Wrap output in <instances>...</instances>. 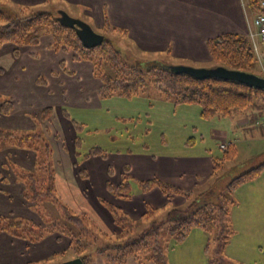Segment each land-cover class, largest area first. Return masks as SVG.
Masks as SVG:
<instances>
[{
  "label": "rangeland",
  "instance_id": "1",
  "mask_svg": "<svg viewBox=\"0 0 264 264\" xmlns=\"http://www.w3.org/2000/svg\"><path fill=\"white\" fill-rule=\"evenodd\" d=\"M262 2L260 3L261 8H263ZM101 3L103 5H100ZM242 3L246 15L253 22L254 17L259 13L250 8L248 0H242ZM114 7V0H50V2L46 0L44 3H34V5L30 6L16 4L12 0H0L1 11L9 17L22 16L23 10L26 13L44 11L57 17L60 16L62 11L67 12L71 18L86 22L97 34H101L105 39L110 40L114 47L121 51L123 57L130 65L139 66L145 73L147 68L159 66L167 69L172 66H185L203 70L214 69V63L209 56L208 50L203 51L197 47L193 48V52L191 50L190 52L187 51L185 56L178 55L173 45L168 53L140 49L135 40L130 37L128 27L124 26L127 23L124 20L117 21L115 16L111 14ZM101 12H103V15ZM172 14L176 16L175 13ZM106 18L110 26L114 27L115 30L106 31L104 27ZM3 24H6V22L0 21V25ZM117 30H122L126 33ZM250 31L255 32L256 30L249 27L247 33L249 34ZM66 51L75 54L71 50ZM11 64L13 63L10 57L4 59L0 57V67L10 68L12 67ZM63 64V69L65 70H74L76 68V63H71L69 59ZM166 64L170 66L166 67ZM256 67V75L264 78V68L261 67L258 58ZM39 69L41 70H38V73L43 74L42 80L46 77L47 81L49 78L47 72L43 71L44 68ZM1 74L2 72L0 71V102L8 100L13 101L14 104L16 100L14 94L5 88V85H8L5 84L8 74ZM145 76L148 85L139 96L134 98L114 96V98L100 100L90 93L86 96L89 102H85L84 99L73 96L72 91L68 90L67 95H65V102L36 100L32 110V119L36 124V129L33 128V125L19 130L17 128H9V130L11 129L10 133L14 132L18 136L35 133L46 136L42 119L45 120V109L50 107L53 109V113L50 116L48 128L53 136L60 134L61 144H65V151L71 156L74 151L71 146L74 144H72L70 139L75 134L70 128L71 121L63 115L64 112L68 113L73 121L85 125V128L79 134L81 145L77 147V153L84 157L93 148H100L104 154H108V157H98L87 164L93 167H90V169L93 171V175L95 174V184L93 186L91 181H89V186L91 191H96L101 207L84 209V212L89 216V223L98 230L99 239L105 240L104 234H109L113 230L111 223V217L113 218V216L103 204V201H108L117 209H120V212L127 214L130 219L133 218L136 222V230L140 232L153 227L155 223L162 224L163 242L166 244L170 243L168 248L169 264H208L212 258L211 254L206 252L208 234L201 229L193 230V233L184 242L185 244L182 243L173 247L172 242H169L170 234L167 232L169 224L166 222V218L172 210L176 208L184 209L195 201L199 197L200 190L213 188L211 194L214 196L212 198H217L222 193H227L229 182L234 177L264 164V157L255 158V161L250 157L251 154L257 153L259 155V153L264 151V132L262 129V123H264V108L262 109V107H264V104L257 103L248 110L235 113L234 117H230V119L214 116L213 119L204 120L200 116V106L196 104L174 105L172 101L164 99L163 94L155 89L149 74L146 73ZM95 80L100 82L97 78ZM85 83L90 87L93 85L92 80L89 83ZM60 103L62 107L59 106ZM89 108H92V110ZM246 116L249 119L254 116L252 121L259 119L257 125L253 123L251 126L252 129L256 130L249 131L247 128L239 130L237 128L239 126L238 120H242ZM0 125L4 126V124ZM235 129H238V131H235ZM231 131L236 132L233 136L234 139L237 137L235 143L231 142L230 137L228 139L225 137ZM222 132L225 133V136L220 134ZM225 140L226 143L221 144ZM1 142L3 141H0V144ZM49 143L52 145L51 148H53L51 149L53 154L50 159L53 164L52 168L72 175V170H69L65 165L61 164L58 166L55 163L57 160H59V163H63V160L60 159L63 152L57 147L60 142L56 144L51 140ZM231 143H234L238 148L236 157L232 161L225 162L221 171H217L220 172L219 176L210 177L208 182L203 183L195 190L193 197L187 199L183 206L174 201L175 197L168 200L164 198V201H166L164 204L157 197L159 194L158 189L146 194L134 181H131L132 188L130 191L133 198L130 202L123 201L119 197L117 199L112 193L104 189V184L107 180L118 184L126 166L132 168L131 175L136 180L152 179L154 177L161 178L163 177L161 163L165 158H190L193 160L199 159V161L209 157L220 159L224 156L225 151H228ZM222 145H225V148H222ZM68 161L70 163L69 159ZM111 165L114 167L113 175L109 174L107 170ZM177 168H179L180 172L187 174L186 177L193 175V172H199L202 176H205V173H202L201 169L197 170L195 166L190 167L186 164L185 167L177 165ZM43 174L39 171L38 176L44 178L45 174ZM84 181H88V179H84ZM86 184L88 182L83 183V185ZM233 195L235 203L232 208L231 218L234 234L230 236V244L225 249L227 260L234 264H264V177L255 184L252 182L244 184ZM58 197L60 198L59 195ZM60 201L66 206L72 204L66 198H60ZM19 203L20 201H15L18 209L17 213L20 214L23 213V210ZM37 206L38 213L40 212L43 218L49 221V225L62 219L59 207L52 202L42 199L38 201ZM153 208L158 209L154 216L150 215ZM144 210L148 211L149 214H146L144 218L138 219L139 214ZM11 217H7L8 220L1 223L29 222L35 223V226L45 227L42 219L31 213L22 218L17 215L14 218ZM31 233L35 232L31 231ZM116 235V233L109 234L111 237ZM62 249L66 251L62 254H56V256L55 254L49 255L50 258L48 257V259L44 260H40L38 256L35 257V252H33L32 259H37L38 261L35 260L32 263L63 264L75 257L73 251L69 250L65 244L62 245ZM45 251L47 254L50 252L49 249ZM86 254L94 256L97 261L102 260L105 264V258L97 256L94 249L87 251Z\"/></svg>",
  "mask_w": 264,
  "mask_h": 264
},
{
  "label": "trees",
  "instance_id": "2",
  "mask_svg": "<svg viewBox=\"0 0 264 264\" xmlns=\"http://www.w3.org/2000/svg\"><path fill=\"white\" fill-rule=\"evenodd\" d=\"M248 1L252 10L264 14V9L260 7V3L264 0ZM0 21L6 22L0 25V49L8 43L18 46L38 45L43 35H50L54 41L51 45L52 49L71 50L75 53L76 60L91 62L94 68L93 73L101 85L97 90V96L102 100L114 98V96L122 98L139 96L148 85L145 76L147 73L155 89L163 94L164 99L172 101L176 106L195 104L200 106V116L204 120L211 119L215 115L230 117L233 113L248 110L257 103L264 104V89L250 87L234 80L215 77L201 79L186 73L177 74L160 66L147 68L145 73L139 66L130 65L121 51L105 37L100 46L87 49L78 38L75 29L67 26L66 22H62L60 16L44 11L26 13L23 10L22 16L9 17L0 9ZM104 27L106 31L115 30L110 26L107 18ZM206 46L214 63V69L221 67L256 75L257 56L248 35L226 33L208 39ZM12 108L13 102L7 100L2 104L1 113L9 114ZM52 113L53 110L47 108L44 118L50 117ZM76 127L81 129L82 126L76 124ZM0 141L14 142L21 147L38 146L43 151V156L46 158L43 167L44 178L29 172L19 174V178L26 185V201L36 203L38 209V201L46 199L57 205L62 213L60 221L53 222L51 225L46 224L45 227L35 226V223L29 222L1 223L0 232L6 231L15 238H21L33 244L40 242L51 233L58 234L59 239L65 237L69 240V250L82 260V264L94 263V256L86 254L91 249L95 250L97 256L105 258V264H126L133 257L139 264L148 262L169 264V242L176 247L184 243L196 229L203 230L209 236L206 252L211 254L212 258L208 264H234L229 262L225 255V249L230 244L229 238L234 234L231 218L235 203L233 194L244 184L256 181L264 174V164L259 165L234 177L229 182L226 194L222 193L217 198H212L213 188H210L198 195L199 197L186 208L172 210L166 218L169 224L167 228L170 234L169 244L163 242L162 224L155 223L153 227L140 232L136 230V222L132 218L120 212L121 210L112 203L103 201L104 206L113 216V223L118 232L115 237L104 234L105 240H101L97 235L96 227L89 223L88 215L74 213L60 201L55 191L56 170L52 168L53 164L50 162L52 145L45 136L39 134L18 136L0 129ZM91 155L105 157L106 154L100 148H93ZM236 155L237 148L234 145L229 146L224 156L215 161L213 177H218L220 172L217 171H221L224 163L232 161ZM129 171L130 168L125 167L118 187L114 188L111 182L107 183V188L117 199L119 197L127 200L132 196L131 181L136 180ZM137 184L145 193L157 188L169 199L181 196L187 200L194 194L192 190H183L157 177L137 181ZM156 212L157 209H153L150 215L154 216ZM6 220L8 219L3 221L6 222Z\"/></svg>",
  "mask_w": 264,
  "mask_h": 264
},
{
  "label": "crops",
  "instance_id": "3",
  "mask_svg": "<svg viewBox=\"0 0 264 264\" xmlns=\"http://www.w3.org/2000/svg\"><path fill=\"white\" fill-rule=\"evenodd\" d=\"M12 1L16 4L19 3L20 5L24 4L26 6L34 5V3L46 2V0ZM114 4L115 7L113 8V12L111 11V14L115 16L117 21L124 20L127 23L124 26L128 27L130 37L135 40L140 49L144 51L153 50L168 53L171 50L170 47L173 45L176 53L180 56H185L187 51L190 52V50L193 52V48L196 47L203 51L208 50L206 46L207 40L219 35L226 33L248 35V28L252 22L243 9L242 0H114ZM100 5H103V3ZM172 13H175L176 16H173ZM101 14L103 15V12H101ZM40 42V44L32 46H18L14 43H8L0 49V57H2V59L10 57L13 63L10 68L0 67V71L2 72L1 75L4 73L8 74L5 81V84L8 85H5V88L9 89L10 93H13L16 98L9 114L1 113V107L5 101L0 102V124H4V126L0 125V129L7 132H10L11 129L17 128L19 130L24 127H31L32 125L33 128L36 129V124L32 119V110L36 100H49L51 102L58 100L65 102V95H67L68 90L72 91L71 93L73 96L79 99L81 98L82 100L84 99L85 102H89L86 96L90 93L100 99L97 96V90L101 85L100 82H96L95 80L96 76L93 73L94 68L91 62L76 60L74 54L71 52L52 49L51 45L54 41L50 35H43ZM258 43L260 49L264 50V43L259 41ZM67 59H69L71 63H76V68H74V70L63 69V63H65ZM168 66L170 65L166 64V67ZM39 68H44L43 71L47 72L49 76L47 81L45 79L46 77L42 80L41 77H43V74L38 73V70H41ZM30 79L32 80L30 81ZM90 80L93 81L91 87L87 86L85 83H89ZM61 105L60 103L59 106ZM263 108L264 107H262V109ZM50 109L53 110L52 108ZM89 109L92 110V108ZM235 113L230 115V117H234ZM63 115L66 119L71 121L70 128L75 134L74 137L70 139L72 144H74L71 146L74 148L71 156L65 151V144H61L59 139L60 134L53 136L50 132L48 124L51 117L45 120L42 119L46 136L42 134L39 135L45 136L48 141L52 140L53 143L57 144L60 142L57 147L63 152L60 158L63 160V163H59V160L55 163H57L58 166L61 164L65 165L69 170H72L73 174H65L64 172H60V170L56 171L55 191L60 198L70 200L72 204H69L67 207L72 212L85 215L86 212H84V209L101 207L96 191H91L89 186V181H91V184L94 186L95 174L93 175V171L90 169L92 166L87 164L93 162L98 157H108V154H106L105 157L102 155L93 156L91 155L93 149L90 153L85 154L84 157L83 155L81 156L80 153H77V147L81 145L79 134L81 130L85 128V125L73 121L68 113L64 112ZM230 117L220 116V118L229 119ZM253 118L254 116L252 119ZM252 119L246 116L242 118V120H238L239 126L237 128L239 130L247 128L249 131H252L254 129L251 128L253 123L257 125L259 122V119H255L254 121H252ZM76 124L82 126L81 129H78ZM262 125L264 132V123H262ZM9 128L11 129L9 130ZM238 129H235V131H238ZM235 131L228 132L227 136H225L224 132L220 134L227 139L230 137L232 140L231 142L235 143V139L237 138L234 139L233 137L234 134H236ZM258 131L260 132V130ZM224 143H226V140L222 141L221 144ZM234 143H231L229 146L234 145L235 148H237ZM250 157L255 161V158L264 157V151L259 153V155L257 153L251 154ZM218 160L220 159H213L212 157L203 158L202 161H199V159L193 160L190 158L177 159V157H167L161 163V173L163 177L159 179L173 186H178L183 190L187 191L193 189L192 191L195 192L198 187L208 182V179L214 176V165L215 161ZM45 161L46 158L43 156V151H41L38 146L24 145V147H21L17 146L14 142H1L0 171L2 177L0 178V223L9 216L14 218V216L17 215L22 218L29 213L40 217L44 225L49 223L46 218H43L40 212L38 213L39 210L36 207V203L26 201V185L19 178V174L25 172L34 173L36 175L39 174V171L40 173H44L45 170L43 167ZM186 164L190 167L195 166L197 170L201 169L200 171L205 173V176H202L199 172H193V175L186 177L187 174L180 172L179 168H177V165L185 167ZM131 169L132 168H130L129 171L130 175ZM107 170L109 174H114V167L112 165L109 166ZM122 175L121 180L123 177ZM132 177L136 180L134 176ZM263 177L264 174L252 183L255 184ZM84 179H88V181H84ZM121 180L118 184H114L107 180L104 184V189L109 191L107 188L108 182H111L114 188L118 187ZM141 180H136L134 182ZM84 182H88V184L83 185ZM209 189L200 190L201 192L199 191L198 195L205 193ZM151 192L152 191L147 192L146 194ZM157 197L164 204L166 203L164 198L167 200L169 199L163 195L160 190ZM132 198L133 196L127 200L120 199L130 202ZM174 199L180 206L186 203V198L184 197L176 196ZM15 201H20L19 204H21L23 213H17L18 209ZM147 213L148 211L146 210L142 211L138 219L144 218ZM111 223L113 230L109 234H115L118 231L115 223H113L112 217ZM63 244L68 248L69 240L65 237L59 239L58 234L51 233V235L45 236L40 242L31 245L29 241L15 238L6 231L0 232V264H30L32 261L37 260L32 259L33 252H35L34 256H38L40 260L48 259V257L50 258L49 255L55 254L56 256V254H62L66 251L62 249ZM46 249L50 250L49 254L45 251ZM75 258L76 256L68 261L75 260ZM93 264L104 263L102 260H94ZM126 264L139 263L137 259L133 257L130 258ZM146 264L155 263L148 262Z\"/></svg>",
  "mask_w": 264,
  "mask_h": 264
},
{
  "label": "water",
  "instance_id": "4",
  "mask_svg": "<svg viewBox=\"0 0 264 264\" xmlns=\"http://www.w3.org/2000/svg\"><path fill=\"white\" fill-rule=\"evenodd\" d=\"M60 20L66 22V25L75 29L77 32L78 38L82 41L85 48H96L104 42V36L97 34L94 29L87 24L86 22L80 19L71 18L66 12L62 11L60 14ZM177 74L186 73L197 78L205 79L206 77H215L223 80H234L237 82L244 83L250 87H255L257 89H264V78L258 77L254 74H247L241 71L227 70L221 67L216 69H195L189 67H179L172 66L169 69ZM63 264H82V260L75 258V260L66 261Z\"/></svg>",
  "mask_w": 264,
  "mask_h": 264
},
{
  "label": "built area",
  "instance_id": "5",
  "mask_svg": "<svg viewBox=\"0 0 264 264\" xmlns=\"http://www.w3.org/2000/svg\"><path fill=\"white\" fill-rule=\"evenodd\" d=\"M262 7L264 9V1L262 2ZM250 27L251 29H255L256 31H250L248 37L252 41L255 55L257 56L261 67L264 68V50H261L258 44V41L264 43V14L260 13L256 17H254L253 22H251L250 24ZM221 147L225 148V145H222Z\"/></svg>",
  "mask_w": 264,
  "mask_h": 264
}]
</instances>
